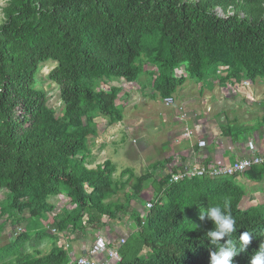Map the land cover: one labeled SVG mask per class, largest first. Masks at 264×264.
Returning a JSON list of instances; mask_svg holds the SVG:
<instances>
[{
    "label": "trees",
    "instance_id": "trees-1",
    "mask_svg": "<svg viewBox=\"0 0 264 264\" xmlns=\"http://www.w3.org/2000/svg\"><path fill=\"white\" fill-rule=\"evenodd\" d=\"M2 14L0 191L5 195L0 210L6 219L0 222V237L8 221L15 237L0 246V264H69L58 235L67 240L72 232L82 236L105 228L108 220L120 222L130 202L140 201L156 180L149 168L123 201H112L133 171L123 170V181L115 180L117 169L109 159L89 167L96 119L105 118L109 126L123 120L116 105L120 81L138 82L152 89L150 97L166 99L188 77L231 87L264 80V0H7ZM49 60L56 62L48 78L59 87L61 115L34 87L39 67ZM181 67L187 76H177ZM232 127H222L221 133L234 134ZM240 178L261 182L264 163ZM238 182L235 176H204L168 184L162 176L147 213L131 212L135 230L113 264H210V252L217 249L204 234L214 223L199 219L200 207H223L225 198L237 222L232 239L245 231L253 237L234 257L235 264H250L264 243V204L242 208L245 191ZM61 193L71 208L55 213L50 198ZM27 218L56 233L18 232ZM46 237L54 244L42 254L36 247ZM27 244L33 252L26 251Z\"/></svg>",
    "mask_w": 264,
    "mask_h": 264
},
{
    "label": "rangeland",
    "instance_id": "rangeland-1",
    "mask_svg": "<svg viewBox=\"0 0 264 264\" xmlns=\"http://www.w3.org/2000/svg\"><path fill=\"white\" fill-rule=\"evenodd\" d=\"M6 1L7 0H0V22L3 21L2 8L5 6ZM218 12L222 15L220 9H218ZM55 65V61L49 60L39 67L40 69H38L35 76L34 87L37 89H42L46 93L48 98V107L54 110L56 115H61L63 103L60 98L59 87L48 78L49 72L55 67ZM183 73L186 75L184 68H180L178 69L176 74L179 75ZM144 77L140 79L141 82L145 80ZM208 80L209 79H205L202 82H198L195 79L188 77L184 85L178 89L176 94L173 95V103L168 106L165 104L164 99L161 98L158 94H156L155 98L150 97V94L152 92V89L150 87L143 89L142 87H137L136 85L130 84V82L125 80H123V82H120L121 85L126 86V88L124 87L123 89L127 92H131V95L134 96V98L131 100H123L125 95H123L124 97L122 96L119 99H122L120 101L122 105L125 103V101H127L126 108H124L125 105L122 106V108L120 105L118 107L121 108L123 119L129 126L126 127V130L124 128L119 129L114 135L116 138H111V141L114 140V142H111L108 145L109 148L107 149L108 155L106 156V159L111 160L116 166L117 171L114 174L115 180L121 179L124 181L126 179L125 177L121 176V172L125 169H131L134 175L132 178H130L127 186L124 189L120 190L112 198V201H123V194L132 192L133 185L136 184L139 176L149 171V168L151 171H153L154 168L151 167H154V165H158V167H161L162 165L164 166V160L171 151L177 153V149L175 148L176 143L172 141L173 138L170 137V134L174 131V129L179 130L180 127L184 125V123H187L190 127L193 128L190 119L183 122V120L180 118V114L182 112L181 109H183L186 113L188 112L186 110L188 108H185L183 106L181 108V104L183 103L182 95H184L183 99L189 96L198 97V95H200L198 89L203 86L206 87ZM135 84L139 85L138 82H135ZM251 84H253V82H251ZM134 87L135 89H133ZM258 87L259 91L255 92L254 95L251 89L244 90L239 87V89H236L231 86L227 87L228 90L226 91V95H224L226 97H224L220 93L222 95H220L222 99H227V101H229L228 99L230 97L234 101H225L217 107L218 110L225 111L229 114L227 115L229 118L228 121L233 126L232 128L238 127L237 129H239V132L241 130V132L245 130L243 134L239 135L241 138L249 135V133H252L253 128L257 127V124H254L255 126L251 124V129L247 131L248 129L245 128L249 127H246L245 124H248L250 121H258L261 114H264L263 105H259V108L256 109L253 107V105L256 106L260 100H264V98L262 99L261 97L264 96V80L258 82ZM239 96H241L239 100L234 99ZM237 106L239 109L237 108ZM247 113L252 117H250V120L249 117H246ZM223 119L224 118L221 117V122H224ZM242 125H244V127H242ZM182 141H186L185 145L189 147L193 145V139H182ZM195 141L198 143L199 138H196ZM170 143H172V145H170ZM164 175L165 174L159 173L156 174L154 178L156 180H159ZM150 181L152 182V180ZM155 181H153L150 185L152 188V194L156 189ZM238 181L240 187L245 191V196L241 203L242 208L246 209L257 204H264V179L261 182H252L240 178L238 179ZM125 190H128V192L126 193ZM4 195V192L0 191V198L3 199ZM50 202L56 206L55 213L61 212L64 208H71V206L68 205L69 198L64 193H61L56 197H51ZM141 203L145 207L146 200H142ZM128 213H130V209L128 210ZM4 218L5 216L2 217L0 210V222ZM131 219V215L129 214H126L122 217V220L120 222V224H122V231H120L118 228H115L116 225L113 224L114 230L111 232L109 239L117 242V240H119V238H121L122 236H126L132 233V228L128 227V222ZM132 227H134V224H132ZM23 230H28L32 237H35L36 234L40 231L47 233L50 232L51 234H53L50 231V227L48 228L47 224H44L43 222L33 218H27L26 222L17 226L18 232H21ZM1 234L4 235V237H0V246L14 239V229L9 221L5 225L4 231ZM74 234H76V232L70 233V236L67 240L66 238H61L60 240L58 239L59 244H67L68 250L72 251L70 249L72 246L70 242L75 238ZM4 238H6V241H4ZM53 244V239L50 237H46L38 242L36 248L39 249L42 254H47L51 250ZM26 251L33 252L34 249L30 248L29 244H27ZM72 252L75 256V249ZM103 259L104 258L101 259V262L104 261ZM69 264H73L70 256Z\"/></svg>",
    "mask_w": 264,
    "mask_h": 264
},
{
    "label": "crops",
    "instance_id": "crops-1",
    "mask_svg": "<svg viewBox=\"0 0 264 264\" xmlns=\"http://www.w3.org/2000/svg\"><path fill=\"white\" fill-rule=\"evenodd\" d=\"M260 81L262 80L258 79L256 82L251 84L249 88H245V87H239V88L244 89V90L251 89L254 95L255 92L259 91L258 82ZM111 84L115 85V82H112ZM130 84H134L137 87L141 88V84L137 85L135 84V82H130ZM124 87L126 88L125 85H123V88ZM227 87H229L228 84L223 85L222 83H219L218 80H213V81L208 82L206 84V87L203 86L200 89H198V92L200 94L198 95V97L189 96L183 99L184 95H182L183 103L181 104V108L182 106L185 108H188L186 109L188 111L187 113L189 114V116L187 117V120L188 119L191 120L193 128L199 133V136H204L206 138L207 143L205 146L194 144L191 147H189L185 145L186 141H182L180 137V132L183 129V126L187 124V123H184V125L180 127L179 130L174 129V131L170 134V137L173 138L172 141L176 143L175 148L177 149V153H174L173 151H171L164 160V166L168 164L172 156H175V155H182L184 159H186V157H189V160L199 162V163H203L205 161L207 162L212 161V162H217V163H230L235 158L246 154L247 150L250 147H253V146L263 147L264 145V124L261 125V123L263 122V117H264L263 113L259 117L258 121H250L248 124H245L246 127H249V128H245V129H248L247 131L251 129V124L252 125L257 124V127L256 128L252 127L253 132L249 133V135H246L243 138L239 136L240 134L237 135L239 132V129H237L238 127L234 129V134L231 133L228 135H224L223 133H221V128L222 127L227 128V126L230 124L228 121L229 118L227 116L229 114L225 111L218 110V107H217L223 102L227 101V99H222L220 97L221 94L223 96L226 95V91L228 90ZM239 88H236V89H239ZM133 89H135V87ZM131 94H132L131 92H127L123 89L122 92L120 93V97L125 95V97L123 96L124 97L123 100H128V99L131 100L134 98V96ZM240 97L241 96L234 98V99L239 100ZM261 97L262 99L264 98V96H261ZM119 99L116 101V105L117 106L120 105L121 108L122 106L125 105L124 108H126L127 101H125V103L122 105V103H120L122 99L121 100ZM228 100L231 102H234L233 99H231L230 97ZM259 105L264 106V100L263 101L260 100L257 103V105L256 106L253 105V107L256 109V108H259L258 107ZM208 109L210 110L208 111ZM216 109H217V112H216ZM221 117L224 118L223 119L224 122H221ZM246 117H249V120L252 118L251 116L248 115V113L246 114ZM128 126L129 125L123 119L122 121L118 123H115L110 126L108 125L107 128L103 132H98V135L96 137L90 139L89 145L91 148L90 149L91 157L88 159L89 164H90L89 167L95 168L97 165L102 164L105 160H107L106 156L108 155V151H107V149L109 148L108 145L109 143L114 142V140L111 141V138H116L114 136L115 133L119 129H122V128L126 130V127ZM242 127H244V125H242ZM244 131L245 130H243V132ZM218 132H219V135L221 136L217 135ZM232 136H233V139H232ZM170 145H172V143H170ZM154 169L163 170V165L161 167H156ZM149 184L151 185V183ZM150 188L149 187L146 188L139 195V198L141 199L140 201L130 202V213H127V214L131 215V212L133 213L134 211L138 212L140 215L144 213V207L141 202L142 200H146V202H148L152 199L154 193L152 194L151 192L152 188L151 189ZM125 192L127 193L128 190H125ZM124 195L125 193L123 194V196ZM120 222L112 223L110 220H108L106 221L107 226L101 229L100 231L99 230L95 232L90 231V234L86 233V235H82V236L80 235L78 236L74 234L75 238L71 240L70 242L72 244L70 249L72 251H74L75 249V253L77 256L81 254H85L88 246H90L89 242L95 237V235H98V234L104 235V231L105 232L107 231L108 232L107 237H109L111 235V232L114 230V225H116L115 228H118L120 231H122L123 230L122 224H120ZM132 224H134V222L131 219L128 222V227L132 228V231H133L135 229L134 227H132ZM95 257L99 260L103 258V256H95Z\"/></svg>",
    "mask_w": 264,
    "mask_h": 264
},
{
    "label": "built area",
    "instance_id": "built-area-1",
    "mask_svg": "<svg viewBox=\"0 0 264 264\" xmlns=\"http://www.w3.org/2000/svg\"><path fill=\"white\" fill-rule=\"evenodd\" d=\"M221 70H223V68H221ZM181 75L186 76L184 73L179 75L177 74V76H181ZM250 85L251 82L249 80H245L240 84L235 83L233 87L249 88ZM102 87L106 88V86L104 85H102ZM164 102L167 106L171 105L173 103V97H168L164 99ZM181 110L182 112L180 114V118L185 121L187 120L189 114L184 112L183 109ZM209 110L210 109H208V111ZM96 124L98 128V132H103L108 126L107 120L103 117H98L96 119ZM217 135H219V132L217 133ZM181 137L182 139H187V140L193 139V145H194V140H196V138H199L198 143L200 146L205 145V143L207 142L204 136H199V133L194 128L188 126L187 124L183 126ZM247 151H249V153H247L244 156L237 157L235 161L230 163H217L211 161L204 164V163L191 161L189 160V157H186V159H184L182 155H175L172 156L170 162L163 167V170H157V169L154 170V175L159 173L165 174L164 177L167 178L168 184H172L186 179H191L195 177H204V176H210L212 178L220 177V176H235L239 179L240 176L245 171L249 170L252 166L261 165L264 163V146L263 147L253 146L250 147ZM151 207H152V203L150 201L146 202L144 207V213L141 216H144ZM52 232L56 233L55 230H53ZM104 233L106 235H101V234L95 235V237L89 242L90 246H88L85 254L74 256L73 252L68 250L67 248L68 245L66 244L65 247L68 250V254L71 258L72 263L75 262V264H113L116 261H119L121 258L118 253V248L126 243L129 235L122 236L121 238H119V240H117V242H115L114 247L113 246L110 247L108 241L109 239L107 237L108 232L104 231ZM58 236L60 239L61 238L64 239V237L60 235ZM100 255H103L104 258L103 262H101V260L95 257Z\"/></svg>",
    "mask_w": 264,
    "mask_h": 264
},
{
    "label": "clouds",
    "instance_id": "clouds-1",
    "mask_svg": "<svg viewBox=\"0 0 264 264\" xmlns=\"http://www.w3.org/2000/svg\"><path fill=\"white\" fill-rule=\"evenodd\" d=\"M199 219L201 221L211 220L214 228L204 234V238L210 240L211 245H215V251L210 252V264H235L234 257L245 252L252 241V232L245 231L239 235L238 239H232V234L237 232V222L231 214L230 203L227 198L223 202V207L219 204L213 206L209 204L207 208L200 207ZM227 241L222 243L224 237ZM250 264H264V243L251 256Z\"/></svg>",
    "mask_w": 264,
    "mask_h": 264
},
{
    "label": "bare ground",
    "instance_id": "bare-ground-1",
    "mask_svg": "<svg viewBox=\"0 0 264 264\" xmlns=\"http://www.w3.org/2000/svg\"><path fill=\"white\" fill-rule=\"evenodd\" d=\"M43 219V218H42Z\"/></svg>",
    "mask_w": 264,
    "mask_h": 264
}]
</instances>
